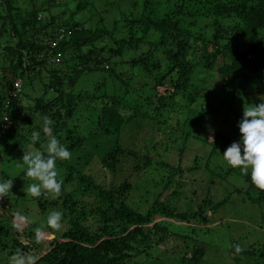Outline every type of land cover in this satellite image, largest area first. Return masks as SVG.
I'll use <instances>...</instances> for the list:
<instances>
[{"label":"trees","instance_id":"16d2710c","mask_svg":"<svg viewBox=\"0 0 264 264\" xmlns=\"http://www.w3.org/2000/svg\"><path fill=\"white\" fill-rule=\"evenodd\" d=\"M235 1L237 0H143L141 12L137 17V13L133 11L129 14L120 12L122 15L113 22L112 32H117L115 26L119 24L125 28L127 36L114 41L117 48L111 52L114 61L109 67L110 61H104L92 49L84 54L80 52L85 47H93L94 42L98 44L102 41L101 37L106 34V30L85 28L82 22L72 18L87 12L88 8L93 6L94 0H32L23 11L16 6V0H3L4 14L0 13V42L9 37L16 40V43L14 46L3 48L5 52L1 63L11 67L12 72L8 69V73L13 79L22 81V88L28 85L31 87L39 80L41 93L26 103L21 90L18 98L9 102L6 108L8 119L1 123L3 127H0V145L8 140V148H27L31 144V133L35 130L41 133V139L35 145L40 148L41 143L46 140L42 130V117L46 115L54 121L53 135L70 152H74L82 142V137L75 134L78 122L72 125L76 122L75 115L87 116L89 108H93L92 114L97 127H100L99 132L115 137L114 148L104 156L89 153L84 154L83 158L89 163L95 158L98 159L102 167L112 174L118 171L123 159H126L131 165V168L127 169V178H139L137 181L133 180L135 186L130 180H123L118 186L113 183L108 190L91 180L88 187L101 194L90 197V200L98 201V208H101L102 204H116L118 201L121 211H116V217L105 218L103 212L98 210L101 216L96 214L95 220L102 219L103 225L96 222V233L92 228L82 226L79 221L74 220V224L68 222L56 240L50 242L49 253L43 256L37 252L39 249L36 250L39 256L37 264H206L203 260L205 247L202 244L195 247L193 244L194 237H197L195 232L199 231L198 227H188L185 224L183 228H188L183 233L179 225H176L184 224L183 222L188 220L196 224L202 223L208 212L212 217L219 207L212 202L208 190L200 201L197 200L198 196H195L197 192L179 191V183L184 179L185 173L194 172L198 168L182 167L179 158L176 160L177 164H173L170 154L174 151L179 153L180 150L172 140L165 142L170 154L165 153L160 157L159 147L156 146L145 150L141 155L131 152L123 145L122 135L125 132H133L135 137L151 120L162 136L178 133L184 138L183 142H201L200 136L193 140L190 129L197 126L199 134L208 118L213 120L217 113L209 105L197 103L198 98L205 99L204 97L211 94V91L207 92L202 87L196 88L193 83L195 76L202 78L204 72L209 75L216 71L222 81L220 87L224 89L221 94L226 96L225 102L230 103L228 106L231 107L233 102H241L242 106L257 104L258 99H263L264 102V0H241L239 5L233 6ZM69 6L73 8L71 12L67 10L71 9ZM56 9L62 10L60 15L49 14ZM136 9L138 8L134 4L132 10ZM67 13L66 22L59 20V17ZM232 13L243 15L242 22L245 27L242 28V24L232 29L217 27L213 40L209 42L202 37H194L190 33L191 24L186 21L189 17L193 22L205 18L219 23L220 20L217 19L220 18H235ZM44 14H47L48 18L43 16ZM239 38L245 43L238 44L235 48V42ZM191 40L195 42L190 47ZM223 42H226L224 46ZM243 46L245 47L242 50ZM101 51L102 47L99 52ZM130 53L135 55L127 56ZM85 72H107L110 78L123 86L121 96L106 91L98 94V98L96 93L87 90L74 93L76 86H79V79ZM261 72L263 79L259 84L257 80ZM136 76L139 78L137 83L132 80ZM138 83L143 85L134 88ZM253 84L254 88L251 87ZM160 88L164 89L163 93L157 90ZM7 90L0 96V101L8 102ZM99 102L101 105L97 106ZM182 103L189 107L191 118L188 116L182 126L179 122L174 123V126L171 121L165 122L163 119L167 114H172L175 108L184 109ZM192 107H196V111ZM228 108L220 109L218 116H222ZM242 115L241 111L237 113V117L242 118ZM221 126H224V122L218 128ZM214 135L216 141L203 166L206 171L210 163L214 164V161L217 162L216 159L223 155L217 152L215 145L228 148L233 142L239 141L238 122L233 121L226 133L219 130L214 132ZM189 155L190 152L187 157ZM222 160L226 163L223 158ZM216 162L213 171L215 176L226 178L235 172L234 169L223 171ZM71 163L57 161V170H60L63 185L62 194L56 199L61 201L63 210L72 199L71 192L89 191V188L81 184H76V189L73 187L77 173H74ZM25 170L26 167L14 178L6 175L2 177L0 173V182L13 179V184H29L32 180L26 177ZM199 173L197 172V177ZM174 178L179 182L172 187ZM244 180L248 181L245 182L246 186H233L232 194L245 195L246 200L242 201L259 206L264 215V191L256 189L257 197L251 196L249 191L255 186L250 184L249 175H246ZM139 186L143 192L134 200V204H122L125 194L139 192ZM244 188L246 190L243 192ZM168 189L172 191L170 194ZM144 192L154 193L148 194L146 199ZM181 192H187V197L183 198ZM230 196L229 194L221 199V205L228 204ZM46 198V195L33 198L36 207L42 212L48 207L56 206L54 199ZM1 199L0 203L7 200L6 197ZM151 199L153 200L150 208ZM11 200L17 201V198L14 196ZM222 231L224 230L219 232ZM12 232L27 238L31 236L29 240H24L29 242L28 244L34 241L31 240L32 237L36 239L35 232L20 233L9 220H2L0 257H5L7 261L17 250L31 254L27 247L21 244V240L18 244L15 243L14 239H18ZM206 232L209 233V230ZM219 232L217 231L218 234ZM211 234L218 235L215 232ZM235 242L236 240H231L223 244L218 240V245L225 248L226 258L232 257L236 263L243 260L255 264L260 261L264 264V237L256 247L251 246V251H243L240 255H235L234 248L230 247L237 245Z\"/></svg>","mask_w":264,"mask_h":264},{"label":"rangeland","instance_id":"374dc122","mask_svg":"<svg viewBox=\"0 0 264 264\" xmlns=\"http://www.w3.org/2000/svg\"><path fill=\"white\" fill-rule=\"evenodd\" d=\"M30 1L32 0H16V6L19 7L21 11H23L29 6L28 2ZM240 1L241 0H237L235 1V3L233 2V6L239 5ZM142 3L143 0H94L93 6H90L87 12H85L84 14L81 13L78 16L74 15L72 17L73 20H78L79 22H82V25L85 28H89L92 30H106V34L101 37L102 41H100L98 44L94 42L93 47H85L81 49V54H84V52L87 53V51L92 49V51L96 52L97 55H100L104 61H110L108 63V66L111 67V65H113L112 62L114 61V57H112L111 52L113 49L116 50L117 48V44L114 43V41L121 39V37L124 35L127 36L125 28H123L122 25L119 24H116L115 26L117 32H112L113 22L120 18L122 12L125 14H129V12L133 11L134 13H137V17L139 12H141L140 9L142 8ZM134 4L138 9L132 10ZM69 8L71 9L67 10L71 12L73 8L71 6H69ZM3 10V0H0V13H3ZM61 12V9H56L49 14L53 13L56 15H60ZM232 14L235 15V18L231 17L224 20H221L220 18L217 19L220 20L219 23H214L212 19L209 20L205 18L193 22V19H189V17L186 18V21L188 23L190 22V33L194 35V37H202V39H206L205 41L209 42L213 40L212 37L217 27L232 29L237 25L239 26V24H242L240 25L242 28L245 27L242 22L244 21L242 18L243 15L240 13ZM43 16H46V18H48L47 14H44ZM67 19L68 13L59 17V20L63 22H66ZM6 38L7 40L0 42V96L3 95L5 89H8V92L11 87L10 82L13 83L16 80L13 79V77H11V75L8 73V69L9 71H11V67L8 68V64L5 63L6 65H2L1 63V61H3L2 57L4 56L5 52L3 48L14 46V44L16 43V40H14L13 38ZM185 41L186 43L188 42L187 37ZM194 42L195 40H191L189 46L191 47ZM235 43L236 48L238 44L245 43V41L239 38ZM222 44L224 46L226 42H223ZM101 47L103 51L99 52ZM244 47L245 46L242 47V50L244 49ZM133 53H130L127 56L130 57L132 55H135ZM191 58L193 62L194 56H192ZM123 60L127 59L123 58ZM262 74L263 73L261 72L259 76L260 78L258 77L259 79L257 80L259 84L262 83ZM132 80L133 82L137 83L139 81V78L136 76ZM39 83L40 81L37 80L33 83V86L29 87L28 85L27 87L24 86L22 88V97H24V102L28 103L29 100H33L34 98L40 96L41 87ZM193 83L196 88L200 89V87H202L204 88V90L206 89L207 92L211 91V94H209L207 97H204L205 99L198 98L197 103L201 105H209L211 109L217 111L216 115L213 117V120L208 118L207 122H205L206 124L200 130L199 134L197 126H193L190 129V136L194 137L193 140H197L198 136H200V138H202L201 142L197 141V143H195L193 141L191 142V140L183 142L184 138L178 133L162 136V134H159L158 130L156 129L157 126L153 124L150 120V122H147L148 126H144L142 131L137 133L135 137L133 135V132H125L122 135V140L124 142L123 145H125L126 148L129 149L131 152L140 155L145 150L156 146L159 147V155L160 157H162L163 155H165V153L170 154L168 148L165 147V142L172 140L173 144L179 147V153H181L179 155L177 151H174L172 154H170V158H172L174 161L173 164H177L176 160L179 158L180 161H182V167L188 169H191V167L198 168L195 169L194 172L185 173L184 179H182L181 183H179L181 185L179 191H187L188 193L193 191L197 192L195 196L197 195V200L200 201L204 196V192L208 190L209 195H211L212 202L219 206L216 208V212L213 217H209L210 214L207 213L202 223L196 224L195 222H189L188 220L187 222L189 223H176V225H179V228L183 233L188 227H198L199 231H197V233L195 232V234H197V237H194L193 242L195 243L193 244H195V247H198L199 244H202L205 247V256L203 260L204 262H206V264H255V262L250 263L244 262L243 260L239 263H236V261L232 257L226 258L227 255L224 246L220 247L217 243L218 240L221 241V243L223 244H226L231 240H236L235 243L239 244L244 249V251L247 252L251 251L252 245L256 247V244L263 240L264 215L262 209L257 205L248 203L247 201L243 202L246 200L245 195H239L235 193L232 194L234 187L241 188V186H246L245 182L248 181L244 179L246 175L250 176V170L247 174H245L238 168H232L227 164V162L223 163V156L218 157L216 159L218 161H214V164L210 163L208 165L207 171L203 169V166L205 165V159L208 156L207 154L216 141L214 132H219L220 130L222 133H226L228 128L232 126L233 121L239 122L241 117H237V113L241 111L243 114V106L241 102H233L231 107L228 106L230 103L225 102L226 96L221 94L222 90L224 89L223 87H220L222 81L217 75L216 71H213L209 75L204 72V76L202 78L196 75ZM24 85H26V83H24ZM142 85V83H138V85L136 84L134 88L141 87ZM122 87L123 86L121 85V83L110 78L107 72L92 74H87L85 72L81 79H79V86H76L75 92H73L77 94L78 91L87 90L88 92L96 93L97 98L98 94H101L105 91L116 96H121ZM251 87L254 88L255 85L253 84L251 85ZM168 88L169 85H167V89ZM157 90L160 93L164 92V89L161 88ZM48 95L50 96L51 93H49ZM256 102L257 104H259L263 102V99H258L256 100ZM182 104L184 106V109L175 108L174 112H172V114H167V116L163 120L165 122L171 121V124L173 126L174 123L179 122V125L182 126L185 122V119L189 116V107L187 108L185 103ZM99 105H101L100 102L97 106ZM94 106H96V104H94ZM3 108L4 100L0 101V119L3 116ZM85 108L87 109L86 106ZM192 108L195 109V111L197 109L196 107ZM227 108L228 110L224 111L222 116H218L220 113V109L225 110ZM89 110L87 111V116H84L82 114L75 115L76 122H73L72 125L78 122V129L75 134L82 137V142L76 148V150H74V152H71V159L67 160L72 162V169L74 170V173H77L74 177L75 184L73 187L76 189V184L77 186L81 184V186L89 188V191L71 193L69 192L71 194L72 199L68 202L65 208L63 207L64 210L61 207V201L58 199H54V201L56 202V206L48 207L44 212H42L36 207V201L33 202L34 197H31L26 194V189L28 185L32 183V181L29 182V184H26L25 182H18L13 184L11 191H9L7 196H5L7 200L0 203V224L2 223V220L3 222L9 220V222L13 223L14 225L15 221V223L20 225L19 228L16 227V229L20 231V233L23 231L35 232L37 228H41L44 230L43 239L38 241L32 237L31 240L34 241H31L30 244H28L29 242L27 241L24 242V240H29L31 236H28L27 238V236L23 237L22 234H20L19 236L12 232L13 235L18 239H14L15 243L18 244L21 240V242H23L21 244L27 247L31 254L38 255V252L39 255L44 256L45 254L49 253V251H51V247L49 246L50 242L56 240V237H58V235L62 232L63 228L67 225L68 222L74 224L75 221H79L82 226L92 228L91 230H95L96 222L97 224L103 225L102 219L97 218V221L95 220L96 214H99L98 210H100V212H103L105 218H112L116 217V211H121L122 209L118 201L116 202V204H102V207L98 208V201L90 200V197H97L101 194V192L92 189V187H88V183H90L91 180L100 186H104V189L108 190L110 189V185H112L113 183L118 186L123 180H130L129 178H127V169L131 168V165L129 162L126 161V159H123L118 171L115 174H112L110 173V171H108L107 168L102 167L101 163L96 158L93 159V162L91 163H89V161H85V159L83 158L84 154L94 153L100 156H104L107 151H110L111 148H114L113 143L115 139V137H109L99 132L100 127H97L95 117L93 116L94 114H92L93 108H89ZM225 112L228 113L225 114ZM189 117L191 118V115ZM223 122L224 126L218 128L221 124H223ZM1 126L2 124L0 123V127ZM23 133L26 134L25 130H23ZM8 142V140H5L4 143L6 144L3 143L2 146L0 145V173L2 174V177L6 175L8 177L14 178L19 176V174H21L26 167L20 166L22 163L20 159L23 156L25 148L23 146L22 148L21 146L18 147L21 150L8 148ZM215 146L216 148H218L217 152L221 154H223L227 149L221 145L219 146L218 144ZM188 152H190V155L187 157ZM59 162L63 163V161ZM215 162L223 171L234 169L235 172L230 173V175L226 178L217 177L213 174ZM58 172L60 178L61 173L59 169ZM197 172H200L198 174V177ZM198 178L200 180L199 183ZM138 179L139 178L135 177L133 180L137 181ZM133 180H130V182L133 186H135ZM177 182L179 181H177L175 178L172 179V187H174L175 183ZM250 184L252 185V187H254L251 182ZM256 189V187L251 188V190L249 191V194L255 198L257 197V192L255 191ZM244 190H246V188H244L242 191L244 192ZM70 191L72 190L70 189ZM138 191L139 192H130L129 194H125V196L123 197L124 200H122L121 203H130L129 206L134 204V200H137V197L141 195L143 189L139 186ZM167 192H169L170 194L172 191L170 192V189H168ZM187 192H181V196L184 195L183 198L187 197ZM152 193L154 192H149L147 194L146 192H144V197L147 199L148 194ZM229 194L231 196L228 204L221 205L220 200H223L224 197ZM14 196L15 198H17V201L11 200V198H13ZM46 197V199L51 200V196ZM85 198H88V200H85ZM152 200L153 199H151L150 208L152 207ZM89 202L90 204H88ZM52 210H59L63 213V227L60 231H54L47 227V217L49 212H51ZM92 213H94V215H92ZM99 216H101V214H99ZM26 219L29 224L27 223ZM185 224H187L188 227L183 228ZM207 230H209V233L206 232ZM220 230L224 231L219 232ZM217 231L219 232V234L217 233ZM214 232L218 235L212 236L211 233ZM38 249L39 251L36 252V250ZM0 264H8L7 259L5 257H2L1 259L0 257ZM258 264L262 263L259 261Z\"/></svg>","mask_w":264,"mask_h":264},{"label":"clouds","instance_id":"9594fccd","mask_svg":"<svg viewBox=\"0 0 264 264\" xmlns=\"http://www.w3.org/2000/svg\"><path fill=\"white\" fill-rule=\"evenodd\" d=\"M7 105V102H4L0 123H4L8 119ZM4 117L7 118L6 121ZM53 124L54 121L50 117L46 115L42 117V130L46 140L41 143L40 148H36L35 145L40 141L41 133L32 131L31 144L24 149L20 159L22 162L20 166H26V177L33 181L28 185L26 194L34 198L46 195L56 199L62 194L63 179L59 178L57 161H67L72 156L70 150L53 135ZM238 128L240 131L239 141L233 142L222 156L232 168H238L245 174L250 170L252 184L260 191H264V102L249 103L247 106H243V115L238 122ZM13 182V179L0 182V198L7 196L13 187ZM208 214L210 213L208 212ZM19 226L14 221V227L19 228ZM47 227L54 231H60L63 227V213L59 210L49 212ZM35 232L36 239L42 240L44 230L37 228ZM230 247L234 248L235 255H240L244 251L239 244L230 245ZM38 259L37 255L17 250L9 257L8 264H37Z\"/></svg>","mask_w":264,"mask_h":264},{"label":"built area","instance_id":"2783aa9c","mask_svg":"<svg viewBox=\"0 0 264 264\" xmlns=\"http://www.w3.org/2000/svg\"><path fill=\"white\" fill-rule=\"evenodd\" d=\"M22 90V81L20 79H16L11 86V90L8 92V102L7 104H9V102L15 100L18 98L20 92ZM6 117H4V120L6 121ZM2 201V199L0 198V202Z\"/></svg>","mask_w":264,"mask_h":264}]
</instances>
